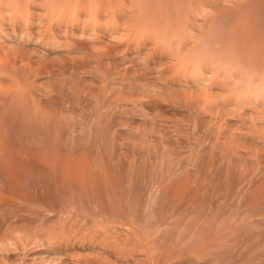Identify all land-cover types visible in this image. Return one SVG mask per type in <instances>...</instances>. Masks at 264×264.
Listing matches in <instances>:
<instances>
[{
    "label": "rangeland",
    "instance_id": "rangeland-1",
    "mask_svg": "<svg viewBox=\"0 0 264 264\" xmlns=\"http://www.w3.org/2000/svg\"><path fill=\"white\" fill-rule=\"evenodd\" d=\"M27 1L29 2V0ZM27 1H25L26 4H28ZM114 1L111 2L110 0L109 1L106 0L104 2V5L109 4V2H111L110 5H113L114 3L116 5L114 4L112 8L109 5L108 6L105 5V7L106 6H107L106 8L110 7L112 11L115 12L116 9L122 10L121 9L122 4L124 5L126 3L129 8L126 9L124 7L122 8L125 10L129 9L127 10L128 12H130V10L131 12H133L132 10H134L133 13L130 12V14L134 15V18L128 13L132 18L129 17L126 11L122 10L127 15V17H125L126 15L124 14V12L121 11L123 18L119 19V23L121 24V22L122 23L124 22L122 24L123 27L124 24L125 26L127 24L128 27L126 26L124 27L126 29H124L121 25L122 29L124 30H122L123 31L122 35H120L121 29L120 27H117L118 30H116V23L114 24L115 27H112L113 23L111 26L109 25V27H107V29L108 28L109 29L108 30L106 29V32L105 31L104 32L107 33L108 31L110 32L109 34H111L114 30H116L115 31L117 32L116 34L118 35V33H120L119 34L120 36L117 35L114 36L116 40L113 38L111 39L110 36H107L109 39L106 40L111 39V41H107V42L105 41L106 49L103 48L104 50L102 49V47L99 48V46L94 47L96 45L92 43L93 41L89 42L86 39L87 40L86 42V40L85 41L82 40V37L79 36L82 34L78 35L79 36L78 39L77 34L79 32V28L78 31L77 30L75 31L77 34L74 32L76 34V35L74 34V36H76L75 38L72 36L73 38L72 39L70 35L67 36L68 39L76 40V42L74 41L75 44L73 43L72 40H70L71 43H73L74 45L71 44L69 41V43L72 46L71 47L68 46L70 48L68 49L65 48L66 50L63 49L69 43H67L68 41L66 42V40L68 39H66L67 37L64 35L65 33L61 30H65V31L67 30V33L70 34L71 29L68 32V29L65 28H71V26L69 27V24L74 25V22H76V21L72 22L73 20L72 17H71L72 19H69L72 24L68 23L67 25V23L64 21H63L64 23L60 22L62 25L66 24L65 26H68L65 28L64 25L60 27L61 25L58 22L56 23L57 24L56 25L55 22L57 21V18L56 17L53 18L52 20L54 24L52 22L50 23L52 24V26L53 25L59 26L56 28V26L55 27L50 26V23L48 26L46 25L48 23L47 17L49 15L48 12H47L48 14L45 15L46 10L43 11L45 14L42 13V15H45V17L41 16V13H39L40 11L38 10L39 8L38 9L34 8L36 12L33 14L31 13L34 12L32 11V9L31 12H29L30 10L26 9L27 10L26 12L25 10H23L25 8H22V12L20 11L18 12L21 13L22 15V13L25 14L24 13L25 11L27 14V18L28 16L31 18L30 14H32V18H31L32 20H34L33 17L39 16V14H40L39 17L46 18L45 20L46 24H43V26H41L42 21L40 23L38 20H37L38 25L36 23L31 24V25L34 24V26L35 24L36 26H39L41 24L40 26L43 27L46 32V33L44 32L43 35L44 37L45 35H50L51 36V37L49 36L50 38L60 37L61 39V36L62 38L65 37V41L63 40L64 38L62 39L63 41L62 40L61 41L62 43L65 42L66 45H64L63 47L62 46L63 44H61V46L59 47L60 51L62 47L65 54L59 51L60 53H58V55H56L57 57L56 56L55 57L58 58L60 56L61 59L65 58L64 60L66 61V64H63L64 60H62L61 62L59 58L58 59L60 61L59 60L58 62L55 61L53 57L54 55L53 56L50 55L47 58V63L48 65H50V68L52 67L51 68L52 70L53 67L55 68L53 70L54 73H52V75L57 74V76L53 77L54 75L52 76L51 74L50 76L46 75L43 77L44 78L43 80L42 78H40L38 79V81L36 80L37 82L33 83V84L37 83V85L41 84V86L39 85L37 88L43 86L42 89L44 88L46 89V90H42L39 88L42 94L40 93L39 89H37L39 92H37V90H33L34 88H36L37 85H35V87L34 85H31L32 87H34V88L32 87L29 88L31 89V92H33L32 93L33 97L34 94L36 93L35 97L33 98L34 102L31 100L28 94H27L28 98L24 96V100L21 97L23 91L25 90V86L23 89L24 84L22 85V83L24 82L23 78H20V81L21 82L23 81L22 83L18 81L21 83V85L20 84L19 85L22 86V88L20 87L21 89L18 91L20 92L21 90H23L20 92L21 95L17 92V94H19L21 97L18 98L19 97L18 96L17 98L19 100L22 99L20 101L16 97H12L16 95L15 94L16 92L13 94L12 93L13 90L9 87V85H11L12 88L13 86H16L15 85L17 83L16 81L19 78L14 77L16 78L15 83L14 81H12L13 79L9 80L10 77L6 78L8 76H11V74L9 75V73H7L8 76L5 77L6 79L3 78L6 80L4 85L5 87L7 86L9 90L7 91L8 94H6L7 92L4 91L3 92L6 94L5 95L6 97L7 95L10 94L9 95L10 98L2 97L3 94L2 96L0 95V101L2 100L4 102V100H6L5 101L6 103L4 102V104H2V101L0 102V238H5L7 235L18 237L19 232L23 231L24 233H26L29 239H37L39 237H43L45 239L50 238L49 240L54 241L53 244H51V241L49 242V240H47L48 244L46 249L45 248L43 249L41 247H35V248L33 247V249L31 248L32 250L36 249L39 251L41 250L47 252L46 254H41V255H33L28 252L27 254L29 256H34V257L28 256L29 259H27L26 257V260H28L27 264H34V263L48 264L52 261H54L52 262L53 264H71V263L78 264L77 262L80 261V259H78L79 257L81 258V261L84 260L82 262L80 261L79 264L82 263L102 264L103 260H105L106 258L107 261H104L103 264L106 263L111 264V262L112 264H115L114 259L117 260L116 264L117 263L118 264H152V263L153 264H264V182L262 181V183H259L261 180L264 179V178L261 179L262 178L261 175L264 174L263 173L264 164L261 163L264 162V157H263L264 153L263 154L260 153L261 155L260 154L258 155L257 153V152H261L264 146L259 145L255 141H254L255 143L253 142L254 145L251 144L253 138H257L256 135H251V137L253 136L252 138L249 137L250 134H252L251 132L254 131L253 127H252L253 131L251 130V128L245 130V131L251 130V132L248 131V133L250 132V134L248 133L246 134L245 131L243 130V134L236 135L238 136L237 137L238 140H235V142L233 141L236 138V136L233 140H231V137H228V135L230 136V132H229L230 128L232 125L233 126L231 130L235 127L234 125L235 123H237V120L239 118L237 120H235V118L233 119L232 117L235 116L237 117L238 113H236L237 115L234 114L235 116H232L233 112L232 113L230 112L233 111L232 107H237V106H231V110L229 108V111L227 110L228 104L227 106H225L226 104H224L223 106L221 104H218L217 102L218 105L215 104L216 106H214L213 102L215 103L216 101H218L215 98L216 101L215 100L209 101L210 103L204 102L207 105V109H206L205 108L206 105L201 100L198 101L196 99L198 98L197 96H199L200 95L199 93L201 92V91L196 92L197 90H199L198 89L199 85H195V83L193 82L192 84L194 85H187L189 81L193 80V78L189 77V79L191 80L187 79V84H185L186 78H188L187 76L185 79L181 77L183 80H185L184 84L182 82L183 80H180L181 78L180 79L178 78V81L180 80L183 85L179 81L178 84L179 83L180 84L177 86L176 83L175 84L173 83L174 81L173 79L176 78L175 77L176 75L174 76V74H171V72L173 73V69L177 65V62L180 61L179 60L180 58L184 62L181 63L178 62L179 63L178 65L182 67L180 68L178 67V65L177 67L180 70L183 68V66H186L185 70L182 72L184 73L186 71L185 74L189 72L192 68L190 69L189 68L190 65L188 64H192V63H189V59H187V56L189 55L188 58H190L192 53L193 56H191L190 59H194V58L195 60L197 59L196 62L193 60L195 62V63L193 62L194 64L193 66L199 67L204 62L207 63L206 65L207 68L210 62L209 60L205 62V60L211 54L208 55V57L207 55L206 57L203 56V60H201L202 54L199 55L200 53L198 51L202 49L200 52H203L202 45H204V49L207 48L208 46H209L208 48L212 47L211 50L212 53L214 50L213 47L217 49L216 47L219 46V48L222 50L219 49L220 52L218 50L217 51L215 50V53L218 52L219 54L221 55L223 54L224 56L228 55L227 59L229 58V56H231V54L235 56L233 57L232 55L231 57L233 58H229L228 60L230 59L235 60L236 57L238 58L240 57L242 63H240L241 61L239 59H236V61L239 60L237 62V65L238 63L240 64L239 67L241 65L246 67L248 64H249L248 66H250V63L244 65L245 64L244 62H251V63L254 62L252 63V66L253 64L258 65V66L255 65L254 67L255 69L252 68L253 72L255 70L254 73H252L250 67L248 66L246 67V69L248 68V70L251 71V74L257 73L258 75V73L262 72L264 70V63L261 62L264 61L262 60L264 57L261 56H264L263 55L264 50L261 49L262 46L260 45L263 44L264 46V0H222V1L217 0V4L215 5L214 4L212 5V3H214V1L216 3V0L214 1L213 0H203V1L202 0H156L155 2L154 0H142V1L138 0V2L140 1L141 3H143V4L140 3L141 5H138V2H136L137 0L134 1L126 0L128 2L123 1V3H121L120 0V9L115 8V10H113L114 6L115 7L118 6V4ZM218 1H220V3ZM19 2L16 3V6L18 4L19 7H15L17 11L20 10L23 4H25L24 2H22V4ZM35 2L36 0H34V2L32 3ZM41 2L39 0L38 5ZM84 2H87V0H85ZM32 3L31 5H29L30 4L29 3L28 7L33 6ZM135 5L137 8L135 7ZM39 6L45 8L44 4L42 3ZM206 7H208V9ZM42 8L40 7V10ZM138 8H140L141 11ZM17 11H15V13ZM111 12L108 14H110L111 16L116 15V12L115 14H113L114 12L112 13ZM119 12L120 11H118L117 13ZM135 12L137 13V15H135L136 14ZM64 13L66 14L67 12L65 11ZM104 13L106 12L104 11ZM34 14L37 15L34 16ZM62 15H63L62 13L61 15L60 14L58 15V20L61 18L60 16ZM66 15L68 16V13ZM139 15L141 16V18H139ZM16 16L12 20H10L11 23L14 24L15 22L19 21V19L16 18ZM19 17L21 19V16ZM85 17L86 16L81 17L82 19H84L81 21L85 22ZM110 17L105 19L111 20L112 17L111 18ZM36 18L38 19V17ZM128 18L131 20L133 19V22H135L133 25H131L132 27H130V24H132L133 22L131 23V21L128 20ZM138 18L140 21L138 20ZM16 19L18 20L14 21ZM67 19L68 18H66V20ZM102 19H104V17H102ZM30 20L28 18L25 21L29 22ZM25 21L23 22L25 23V25H27L28 22L26 24ZM37 21L34 20V22ZM89 21L90 20H88L87 23H89ZM2 22L3 21H0V24H2ZM6 22H7L6 24L7 26L3 24L2 25L3 28L1 29L2 32L5 31L4 33H6V35L8 34V37L5 36L0 30L2 35H4L7 38H13L10 36L13 33L12 32L13 28L11 29V27L13 26L14 34L17 33L18 35L19 32L18 30H20L21 33L19 37L17 35L15 36L18 38H22L24 40V38L21 37V35L23 34L21 30H23L24 28L26 29L27 27L29 28L30 23L29 26L24 27L25 25L22 23V19H21L20 22H18L20 23V25L16 23L17 25L15 24L16 26L15 28L13 24L8 25V21ZM77 22H80L79 18ZM90 23L88 24V26L90 25ZM76 24L78 25L79 23ZM137 24L139 26L142 25L141 26L142 29L140 27H137L138 26ZM80 25H85V23H82ZM19 26L22 29L20 28L18 29ZM91 26L92 25H90L89 27ZM85 27L89 28L87 27V24L85 25ZM43 28H41L39 32L41 38L43 37L41 35V31ZM25 29L23 31L29 32L28 30H30L32 36L33 34L37 33L38 29L40 28H38L37 31H34L36 29L34 27L28 30ZM48 31H50L51 34L50 33L47 34ZM124 31L126 33V36H129L128 40L130 38L131 39L130 43H132L131 45L130 43L127 42L130 45L126 46L127 44L126 43L124 45L125 48L123 46V42L124 39H126L127 37L123 36L125 35ZM126 31L129 33H127ZM52 32L54 33V35H52L53 34ZM59 32L62 33L60 34ZM83 35L85 37L86 34ZM131 35L135 37L132 38L133 36ZM180 35H183V37ZM38 36L39 34L38 35L36 34L35 36L33 35L30 41L31 42L35 41V43H37L38 42L37 38H39ZM88 36L89 35H86L87 38ZM121 36L125 38L124 39L122 38L123 39L122 40L121 38H119ZM46 37L44 39H48V37L47 38ZM117 37L123 41L122 46H120L121 41L119 40L120 41L119 42ZM136 37L138 40H136ZM32 38L36 40L32 41ZM41 38H39L40 39L39 41L43 39ZM145 40L146 42L144 43ZM116 41L120 45H118ZM108 42L111 43L113 42L114 44L112 43L109 45L107 44ZM133 42L134 43L136 42L137 44L140 42L142 45L139 43L138 46L139 48L140 47L141 48L139 49L136 44H135L136 46L133 45ZM144 44L146 45V47L144 46ZM164 44L166 45L163 46ZM25 45L26 43L23 44L22 42H20V39H18L16 44L11 45V48H16L14 52H16L18 48L19 51L17 50V54L19 53L20 55L24 51ZM107 45L110 46V49H112L113 45H115V47H113V49L109 51L110 49H107ZM180 45L181 47L183 46L184 47L183 50L184 49L185 50L183 53H181V56L180 55L178 56L179 57L178 59V57L176 56L178 54H174L173 51L176 48L175 49L176 50L175 53H176L178 51L177 50L178 46H179L178 49L180 50L181 49ZM20 46L21 48L19 49ZM166 47L170 49L174 48L171 51H169L170 49L167 50L170 53L172 52L171 54H174L177 57V59L173 57L174 62L178 60L176 62V65L173 64L174 63L173 59H172V63H170L171 62L170 60L172 58L171 55L169 58H167L169 56L168 55L169 52H167L168 54L163 53L164 52L163 48L166 50ZM232 47H234L235 50L231 49ZM242 47L245 48L246 52L243 51L244 49ZM252 47L253 48L256 47V49H260V51L254 49L252 50V52L256 51L257 55L259 56L261 55L260 56L261 58H259V56L258 58H256L257 56L256 52H254L255 54H252V52L250 51ZM117 48L119 49L118 52L117 50H115ZM134 48H136L135 51ZM208 48L205 51H208L209 50ZM125 49L127 53L124 52ZM67 50H71L72 54L71 52L70 53L67 52L69 54L68 56V54H66ZM106 50L108 51V53L105 54H108V56H106L105 58V55L102 52ZM113 50H115V52ZM122 50L124 53L122 52ZM223 51L225 54L223 53ZM228 51L229 52L233 51V52L229 53ZM239 51L241 52V54L244 55V57H242L243 55H238L240 54ZM249 52H250L249 57L250 56L252 57V58L250 57V59L249 57H247ZM62 53L66 55V57L62 58L63 56ZM125 54L128 56H126ZM196 54H198V57L201 59H199L196 56ZM204 54L207 53L205 52ZM236 54L238 56H236ZM19 55H17V58L19 57ZM70 56L72 57L70 59L74 58L73 62L71 60L73 64L68 63L70 62L69 60ZM76 56L79 58L77 59ZM182 56L184 57L182 58ZM211 56L210 58L212 59ZM224 56L223 58L219 56L221 57L220 60L224 59ZM88 57L91 58L90 59L91 61L88 59ZM127 57L129 58L126 59ZM245 57L247 58V60L248 59L249 60L247 61ZM80 58L81 59L83 58V60H81ZM204 58L206 59L204 60ZM243 58L246 61H243L244 60ZM253 58L257 59L256 63ZM79 59L81 62L79 61ZM96 59L100 61L97 62ZM214 60H219V58L215 57ZM214 60L212 61L213 63L211 62L212 65L209 64V67L213 66L216 62H218V61L214 62ZM225 60L223 61L221 60V62L225 63L224 62ZM258 60H260V62H258ZM74 61H76V63ZM77 61H79L80 64L75 65L78 63ZM88 61L90 62L88 63ZM125 61L129 62L128 65L127 62ZM59 62L62 63L61 67L59 66ZM190 62H192V60ZM227 62L228 61L226 60V64ZM17 64L19 65L18 62L16 63V65ZM234 64L235 61L233 65L229 63L230 66H234ZM72 65H74L75 67ZM172 65H174V68L172 67ZM56 66H59L60 69L62 68L65 71H62V69L60 70L58 67L56 69ZM220 66L219 67L222 68L223 66L222 63ZM243 66H241L243 68L242 71H244L245 74L250 75V72L248 71L249 73H247V71L244 70L245 68ZM216 67H217V72L213 68L215 70L213 71V73L220 74L219 76H216V74L212 73L213 77L216 76L214 77V79H217L216 80L217 82L215 81L216 84L218 83L219 85V82L222 81L224 82V84L222 83V85L226 86L225 82L227 84L229 80L227 82L224 79L225 78L228 79V77H230L228 73H225L227 72L228 68L226 69L225 66H223L224 67L223 70L225 71H221V73L222 72L224 73V74L222 73L223 76L224 75L226 76L228 75V76L227 77L222 76V78L220 79L218 77H221V73L220 71L218 72L219 69L218 66ZM239 67L237 68V71L239 70ZM178 68L175 69V71L176 70L178 71ZM188 68L190 70H187ZM202 68L204 69L205 67L202 66ZM231 68H234L236 70L235 67H231ZM258 69H261V71ZM169 70L172 71L170 72ZM209 70H211V68ZM77 71L81 73H79L78 75ZM194 71H191L186 75L192 77L193 75L191 74H193ZM65 72L67 73L66 74L67 78L62 76L65 74ZM72 72H74L76 76L73 75L74 73L72 74ZM182 72H180V74ZM244 72L239 71V74L240 73L242 74ZM59 73L60 74L63 73V74L58 75ZM96 74L97 76H95ZM239 74L238 72H236L234 73V75L233 74L232 75L239 76ZM245 74L243 75L246 76ZM2 75L5 76V74ZM260 75L261 74H259L256 77V80ZM59 76L60 77L62 76L61 79L58 78ZM212 76L210 72V74H208L207 76L209 78L207 81V86L210 85V83L214 84L212 83L213 82ZM262 77L264 76L262 75ZM237 78L238 77H235L234 79L235 82L238 83L239 85L236 83L235 84L238 85L237 88L241 85L239 87L241 88L242 84L240 83H242V81L239 80L240 81L239 83V81H237L238 80ZM246 78L248 77H244L242 78V80ZM251 78L252 77L250 76L249 80ZM253 79L254 81H256L255 78ZM260 79L257 80L258 83L260 82ZM176 81L177 80L175 79V82ZM254 81L252 80V82ZM257 81L254 82L253 84H256L254 85V87L255 89L257 88L256 90L258 91L257 86L259 85ZM232 82L230 79V83L233 85L234 83ZM252 82L249 83L248 89L251 86H253L251 85ZM262 82L264 86V78L262 79L261 83ZM137 83H141V84L138 85ZM73 84H75V86ZM245 85L246 84H244V87H246ZM27 86L30 87V85H26V87ZM59 86H62V88H60ZM202 86H203L202 88L206 87V86L204 87V85ZM213 86L211 85L209 87H206L209 92L207 91L206 94L201 92L202 96L200 95L199 98L202 99L203 101H206L207 97L208 96L210 97L211 95L210 94L211 90L213 91L217 90L216 92L218 95L219 93L224 94L225 91L228 92V90L231 91L230 90L231 88L229 89L227 88L228 90L226 89V87L228 86H226L225 88L222 86L224 88L223 90L224 92H220L222 91V89H220L221 87L217 88V85H215L216 87L215 88ZM263 86H259V87H262L263 89ZM68 87L70 90L68 89ZM210 87L211 90L209 89ZM178 88L180 89L179 90L180 92L177 91ZM237 88L235 87L234 88L235 90L233 89L234 94ZM190 89H192L193 91ZM200 90H202L201 86H200ZM28 91H25L24 93H27ZM205 91L206 89H204V92ZM237 91L238 92L236 93L238 94L239 90ZM31 92L29 94H31ZM177 92L179 94H177ZM44 93H48V95L46 94L47 95L46 96ZM102 93L104 96L102 95ZM187 93H189L190 95L192 94V97L188 94V96L192 98L191 100H189L188 96H187L188 98L187 97L185 98V95ZM203 94L205 96H203ZM212 94H214V96L216 95L215 93ZM227 94H231V92L230 93L228 92ZM49 95L51 97H49ZM173 95L177 99L173 98L172 97ZM218 95L217 98L221 94L219 96ZM241 95L238 94V96ZM181 96L183 97V100L181 98L178 99V97ZM228 96L226 100H228L227 103H230L229 98L231 99V101H233L232 99H234V96L232 95L233 98L231 97L228 98ZM53 97L54 99L52 100ZM202 97H205L206 99ZM211 97L214 98L213 95ZM1 98H3L4 100ZM140 99L142 100L143 104ZM145 99L146 101H148L147 102L148 104L144 102ZM174 99L177 101V103L178 102L179 103L177 104L174 101ZM185 99L187 102L186 104H185ZM187 99L191 101L190 104L193 102L194 103L189 106L188 104L189 101ZM14 100H16V102ZM17 100L20 104L17 102ZM122 100L123 101L125 100V102H123ZM130 100L133 101L130 102ZM9 101L12 102L14 101V104H12V102L10 103ZM172 101H174V103H172ZM117 102H119V104ZM133 102L135 104L137 103V105L133 104ZM201 102L203 104H201ZM222 102L224 101L222 100ZM235 102H237V100ZM107 103L109 104L107 105ZM211 103L213 105V108L218 106L219 109L215 108L218 109V111L221 110V108L225 107L223 111L221 110L222 114L221 111H219L220 113H218L217 110L211 109L212 108ZM219 103H221V101ZM35 104H38L39 107ZM175 104L177 106H174ZM198 104L199 106L201 104V106L199 107ZM236 104L239 105V103ZM34 105L38 107V108L36 107L38 110L42 111L43 115L40 113L41 111H37ZM133 105L137 109V111L133 107ZM185 105H188L187 108H185L186 107ZM193 105L195 106L193 107ZM127 106L128 108H126ZM202 106H204L205 109ZM241 106L239 109L240 110L239 113L241 112V110L243 113L246 112L244 114L240 113L242 117L245 115L243 119L250 120L249 119L250 115L252 117L254 114L258 118L259 116H261L258 114L259 113L258 108H257L258 111L256 110L257 111L256 113L254 109H251L252 111H250L249 108H247L246 106H242V108L243 107L246 108L245 110V108L242 109ZM198 107L200 108V110ZM34 109L36 110V113L34 112ZM131 109L135 110V112ZM208 109L209 112L212 110L215 113L216 111V114H214L212 118H209L211 116L210 113L212 111L209 113L210 116L208 115V113H206ZM247 109L249 110V114L247 112L248 111ZM205 110L207 111L205 112ZM224 112L227 113L225 114ZM217 113L219 115L221 114L220 116L223 118L219 119L218 116L217 118L215 116L217 115ZM260 113L262 114V112ZM228 115L231 118V119L229 118L230 120L229 119L226 120ZM240 115H238V117ZM215 117L219 119L218 120L219 122H217L219 126L217 125L216 122L213 121L212 123L211 121L214 120ZM224 117L226 119H224ZM242 117L240 116V119H242ZM197 119H198L197 122L198 124L195 123ZM217 119L215 121H217ZM223 119L226 120V122H224ZM252 119L255 120V117L253 116ZM259 119L264 120L263 114H262V118ZM207 120H209V123H207L208 122ZM222 121L224 122V124L230 123L224 126L226 129L224 127L223 128L221 127L223 126V124H221ZM210 122L211 124H213V126L210 124ZM214 125H217V127ZM193 126L194 129L192 128ZM210 127H212L213 129H210ZM219 127L223 129L222 133L224 134L221 133L222 136H219L220 131L218 132V130L219 129L222 130ZM227 128L229 130H227ZM263 128L264 126L262 127V130ZM215 129L216 131H214ZM262 130L261 131L256 130V131L260 133L262 132ZM256 131L254 132L256 133ZM214 133L216 135H213ZM244 133L246 135H244ZM223 135H225L224 136L225 138L228 137L227 138L228 141L231 140L232 143L228 141L226 143L225 141L226 143L225 144L224 141L221 140L223 138ZM217 136L218 138L220 137L219 138L221 142L220 145ZM262 136L264 135H261V137ZM261 137L258 138L263 139ZM249 138H251L250 139L251 141L249 140ZM216 139L218 140V142L216 141L217 145L216 144L214 145V143H216L215 142ZM239 140H240L239 143H241L240 145H242V148L244 147L243 145L245 146L246 144L250 145V147L246 146L249 150V151L246 150V154H243L245 153L243 152L245 148H243L242 151L241 148H239L241 146L236 144L238 143ZM241 141H243L246 144H244ZM262 142H264V140ZM223 143L225 144V147L222 146L224 145ZM228 143L229 145L233 146V149L230 148L232 146L228 147L229 146ZM256 144H258L257 146L259 147L257 149L255 148L257 147ZM226 145L227 148L230 149V151L229 149L226 148ZM234 147L239 149L238 151L235 148V150H237L239 153L234 151ZM192 148H195V150H193ZM191 150L193 151V154ZM226 150L229 152L227 153ZM225 152L226 154L224 155ZM250 152H252V154ZM234 153L235 155L233 157L232 155ZM247 153L249 154L247 155ZM236 154L239 155L236 156ZM242 155H244V157ZM251 155H252L251 158L252 160L250 159ZM236 157H238L237 159L239 158L240 159L237 160L235 159ZM254 159L258 160V164ZM240 160H241V164H240ZM253 160L255 161V163L253 162ZM260 163L261 166L257 167L260 165ZM251 164L252 165L254 164V166L251 167L252 166ZM246 165H248L249 167ZM247 167L250 170L248 169L245 170ZM253 172H256L257 174ZM251 175H253V177L255 176V178L253 177L251 178L250 177ZM241 177L244 178L242 179ZM249 178L251 180L253 179L254 182L251 183ZM239 180H241V183L239 182ZM244 181H246L247 185L246 183H244ZM257 184H259L258 187ZM241 186L243 188H241ZM114 217L115 218L117 217L116 219L117 220L119 219V222L115 219L117 221L116 222L114 220ZM101 218L103 221L101 220ZM120 223L122 224L120 225ZM105 224L107 227L105 228L102 227L105 226ZM124 225L126 226L123 227ZM99 227H101V230L102 228H104V230L99 232L100 230ZM111 227L114 228H112L111 230ZM94 228H96L95 230L99 228L97 230L98 233L94 232ZM116 231L117 232L120 231L118 232L119 234ZM104 232L106 233L109 232L111 234L109 240L107 239L109 235L107 236L106 233H105L106 237L105 236L103 237ZM113 235L116 236L119 235V237H115ZM112 236L117 239H114ZM99 240H100L99 242L100 244L97 242ZM103 240L107 241V243L105 242L106 245L103 244L104 243ZM127 242L128 244H126ZM141 242H143V244ZM50 244L53 248L50 247ZM96 244H98L100 247ZM102 244L104 245L105 248L102 247L103 246ZM123 244L124 247L121 246ZM152 244H154V246ZM48 245L50 248H52V249L49 248V252H48ZM54 245H56V247ZM145 246L147 247L150 246L151 248L150 247L146 248ZM152 246L154 249H156L155 252ZM142 248H145L146 250ZM126 249L128 250L126 251ZM60 250L61 252H59ZM67 250H68V255H67ZM117 251L120 252L121 254L118 253ZM146 251L148 253H146ZM151 251L154 252L155 257L152 256L153 253ZM102 252L103 255L101 254ZM69 254L73 256L74 260L76 259L75 262H72L73 261L72 256H70ZM147 254H149L148 255L149 257L152 256L151 258H149L150 263L149 261H147L148 260ZM61 255H67L68 257L70 256L69 257L70 259L67 258L66 261L60 260L61 258L59 259V256ZM9 257H10V262H12V264L19 263V262L16 263L17 259L14 257V254L10 253ZM30 258L36 259L35 262L33 261L34 259L32 260ZM152 260L155 262H152ZM0 264L3 263L0 262Z\"/></svg>",
    "mask_w": 264,
    "mask_h": 264
},
{
    "label": "bare ground",
    "instance_id": "bare-ground-1",
    "mask_svg": "<svg viewBox=\"0 0 264 264\" xmlns=\"http://www.w3.org/2000/svg\"><path fill=\"white\" fill-rule=\"evenodd\" d=\"M19 1H20V2H19ZM25 1H27V0H24V1H23V0H18L19 3L22 4V2H24L25 4H23V5L21 6L20 10L17 11V10L15 9V7H19L18 4H17V6H16V3H18L17 0H16V1H15V0H0V21H3L2 24H0V26H2L3 24L6 25V24H7L6 21H8V25H9V24H13V23L10 22V20H12L13 18H15L16 15L18 16V14H19V16H21L22 23L25 25V23H24L23 21H25V20L28 19V18H29V20H30V19L32 18V14L36 12V10H35L34 8H37V9L39 8L38 10H39L40 12H39L38 10H37V11H38L39 13H41V16H44V17H45V15H47L48 13H49V15H50V16L48 15V17L46 16V17H47V21H48V23L46 24V21H45L46 18H44V17H39V16H40L39 13H38L39 16H35V15H37V14H34L35 17H33V19H34L35 21L38 20L40 23H41V21H42V23H41L42 25L40 24L41 26H43V24H46V25L48 26L50 22L53 23V20H52V19L55 18V17L57 18V21L54 19V20L56 21L55 24H56L57 22H58V23H60V22H61V23L66 22L67 25H68V23H71L69 19H72V18H73L72 22H73V21H76V22H74V25H73L72 23H71L72 25L69 24V27L71 26V28H65V27H68V26H65L66 24H63V25H64V28H65V29H68V32H69V30L71 29L70 34L67 33V30H66V31H65V30H61V31H63V32L65 33V34H64V33H63V34H64L66 37L70 35L71 38H72V36L75 38V37H76V36H74V34L76 33L75 31H76V30L78 31V28H79V32H78V34L76 33L77 36H78L79 34H82V35H79L80 37H82V40L85 41V40L87 39L89 42H92V41H93L92 43H94V45H96V46L93 45L94 47L99 46V48L102 47V49H103V48L106 49V47H105V46H106L105 41H106V42H107V41H111L112 38L115 39L114 36L117 35V34H116L117 32H115L116 30H118L117 27H120V29H121V34L118 33V35H117V36H120V35H122V32H123L122 30L126 29V28H124V27L127 26V24H126V26H125V24H124V27H123L122 24H123L124 22H123V23L121 22V24L119 23V19H120V18H123V17H122V12H124V11H122V10H125L126 8H129V7L127 6V4H126L125 2H124V3H125L124 5L122 4V7H124L125 9H123V8L121 7L122 10H117V9L115 10V8H119V9H120V0H118V1H117V0H116V1H114V0H110L111 2L114 1V2H116V3L118 4V6H117V7L114 6V9H113V10H115L117 16H116V15H112V16H111L110 14H108V13H110V12L112 11L111 8L113 7V5H114L115 3L113 2V3H114V4L112 3L113 5H110L111 2H109V4H105V5H107V6L109 5V6L111 7V8H110V7L106 8L107 6L105 7V5H104V2H105L106 0H103V2H102V0H87V2H84L85 0H65V1H63V0H40V2L42 1L41 3L44 4L45 8H42L43 5H42V6H39V5H41V3L38 5L39 0H38V1L36 0V2H35L36 4H35V3H32V2H34V0H33V1H32V0L30 1V0H29V2L27 1L28 4L30 3L29 5H31V3H32V5H33V6H29V7H28V4H26ZM108 1H109V0H108ZM123 1H126V0H121V3H123ZM130 1H131V0H130ZM133 1H134V0H133ZM140 1H142V0H140ZM140 1H139V2H138V0L136 1V2H138V5L143 4V3H141ZM155 1H156V0H154V2H155ZM202 1H203V0H202ZM213 1H214V0H213ZM220 1H222V0H220ZM220 1H218V2L220 3ZM118 2H119V3H118ZM126 2H128V1H126ZM149 2H150V1H149ZM151 2H152V1H151ZM209 2H210V1H209ZM85 3H86V4H85ZM87 3H88V4H87ZM102 3H103V4H102ZM107 3H108V2H107ZM140 3H141V4H140ZM34 4H35V5H34ZM150 4H151V3H150ZM210 4H211V3H210ZM213 4H214V5L217 4V0H216V3H215V1H214V3H212V5H213ZM103 5H104V6H103ZM115 5H116V4H115ZM125 5H126L127 7H126ZM128 5H129V4H128ZM130 5H131V4H130ZM144 5H145V4H144ZM174 5H175V4H174ZM202 5H205V4H202ZM206 5H207V4H206ZM229 5H230V4H229ZM229 5H228V6H229ZM196 6H197V5H196ZM26 7H28V8H26ZM40 7H41L43 10H42V9L40 10ZM135 7H136V5H135ZM138 7H139V6H138ZM151 7H152V6H151ZM201 7H202V6H201ZM201 7H200V8H201ZM231 7H232V6H231ZM22 8H25V9H23V10H25L26 12H27L26 9L30 10L29 12H31V9H32V11H34V12H31L32 14H30L31 18H30L29 16H28V18H27V14H26L25 11H24L25 14L22 13V15H21V13H18L19 11L22 12ZM29 8H30V9H29ZM130 8H131V7H130ZM136 8H137V7H136ZM136 8H135V9H136ZM195 8H197V7H195ZM206 8L208 9V7H206ZM17 9H19V8H17ZM33 9H34V10H33ZM110 9H111V10H110ZM132 9H133V8H132ZM138 9L141 11L140 8H138ZM44 10H46V12H45L46 14L43 12ZM108 10H109L110 12H109ZM127 10H129V9H127ZM127 10H125L126 13H127V14L129 13V14H130L131 10H130V12H128ZM139 10H137V11H139ZM188 10H189V9H188ZM15 11H17V12L15 13ZM41 11H42V12H41ZM65 11L68 13V16L66 15L67 13H66V14L64 13ZM104 11H105L106 13H104ZM107 11H108V13H107ZM118 11H120V12L117 13ZM121 11H122V12H121ZM132 11L134 12V10H132ZM197 11H198V10H197ZM29 12H28V14H29ZM47 12H48V13H47ZM112 12H114V11H112ZM112 12H111V13H112ZM115 12H114L113 14H115ZM133 12H131V13H133ZM142 12H144V11H142ZM142 12H141V14H142ZM17 13H18V14H17ZM42 13L45 14V15H42ZM61 13L63 14V15H62L63 17H62V16H60V17L63 18L64 20L61 19V18L59 17V18H60V19H59L60 21H59V20H58V15H59V14L61 15ZM120 13H121V15H120ZM126 13L124 12L125 15H126ZM135 13H136V12H135ZM203 13H204V12H203ZM203 13H202V14H203ZM216 13H217V12H216ZM219 13H220V12H219ZM64 14H65L67 17H66ZM102 14H103V15H102ZM106 14H107V15H106ZM129 14H128V15H129ZM138 14H139V13H138ZM141 14H140V15H141ZM192 14H193V13H192ZM204 14H205V13H204ZM228 14H229V13H228ZM25 15H26V17H25ZM108 15H109V17H110V16L112 17L111 20H110V19H105V18H109ZM130 15L133 16V18H134V15H132V14H130ZM130 15H129V17H131ZM135 15H137V13H136ZM140 15H139V18H141ZM146 15H147V14H146ZM215 15H216V14H215ZM17 16H16V18H18L19 21H17L18 19L14 20V21H17V22H15V23L13 24L14 26H15L16 23L20 22V20H21L20 17H19V16L17 17ZM84 16H86V17H85V22H84V21H81V20H84V19L81 18V17H84ZM212 16H214V15H212ZM36 17H38V19H37ZM64 17H66V18H68V19L66 20V18H64ZM69 17H70V18H69ZM71 17H72V18H71ZM102 17H104V19H102ZM111 17H110V18H111ZM125 17H127V15H126ZM135 17H136V16H135ZM24 18H26V19H24ZM35 18H36V19H35ZM43 18H44V19H43ZM74 18H75V19H74ZM78 18H79V21H80V22H77V21H78ZM80 18H81V19H80ZM86 18H87V19H86ZM131 18H132V17H131ZM139 18H138V20H139ZM205 18H206V17H205ZM243 18H244V17H243ZM76 19H77V20H76ZM142 19H145V18H142ZM220 19H221V18H220ZM34 20L31 19L29 22H28V21H25L26 24H27V22H28V24L25 25V26H24L23 24H22V25H23L24 27H26V26H29V23H30L29 28H28V27L26 28L27 30H28V29H31V28L34 27V28H36L34 31H37V29L40 28V29H38L37 33L34 32L35 34H33V31H32V34H33L34 36H35L36 34H37V35L39 34L38 37L41 38L39 32H40L41 28H43V27H41L40 25H39L40 27H39V26H36V24L38 23V21H37V22H34ZM50 20H52V21H50ZM88 20H90L89 23L91 22V23H90V25H92L91 27H89L90 25L88 26V24H89V23H87ZM102 20H103L104 22H103ZM128 20H130L131 23L133 22V19L131 20V19L128 18ZM134 20H135V19H134ZM138 20H137V21H138ZM240 20H241V19H240ZM4 21H5V22H4ZM43 21H44V22H43ZM63 21H64V22H63ZM68 21H69V22H68ZM135 21H136V20H135ZM139 21H140V20H139ZM139 21H138V22H139ZM189 21H190V20H189ZM141 22H142V20H141ZM143 22H145V21H143ZM32 23H36L35 26H34V24L31 25ZM61 23H60V25H61L60 27L63 26ZM76 23H79V24H78L79 27H78V25H77ZM82 23H85V25L87 24V27H89V28H86L85 25H80V24H82ZM112 23H113V26H112V27H115L114 24L116 23V30H114L113 32L111 31V32H112L111 34H109L110 32H108V31H107L108 34L105 33L107 27H109V25L111 26ZM118 23H119V24H118ZM127 23H130V22H127ZM134 23H135V22H133L132 24H130V27H132L131 25H133ZM139 23H140V22H139ZM148 23H149V22H148ZM53 24H54V23H53ZM75 24H76L77 26H76ZM117 24H118V25H117ZM145 24H147V23H145ZM189 24H190V22H189ZM16 25H17V24H16ZM18 25H20V23H18ZM37 25H38V24H37ZM46 25H45V26H46ZM56 25H57V24H56ZM56 25H53V26L55 27ZM121 25H122V27H123L124 29H122ZM128 25H129V24H128ZM137 25H138V24H137ZM237 25H238V24H237ZM241 25H242V24H241ZM241 25H240V26H241ZM244 25H245V24H244ZM247 25H248V24H247ZM247 25H246V27H247ZM6 26H7V25H6ZM50 26H52L51 23H50ZM53 26H52V27H53ZM82 26H84V27H82ZM94 26H95V27H94ZM141 26H142V25H141ZM141 26L138 25L137 27H140V28H141ZM249 26H250V25H249ZM10 27H11V26H10ZM30 27H31V28H30ZM57 27H59V26H56V28H57ZM92 27H93V28H92ZM127 27H128V26H127ZM1 28H3V26L0 27V30H1V32H2V29H1ZM4 28H5V27H4ZM6 28H7V27H6ZM12 28L14 29L13 26L11 27V29H12ZM15 28H16V26H15ZM19 28H20V26L18 27V29H19ZM45 28H46V27H45ZM80 28H81V29H80ZM13 29H12V32H13V33H12L11 35L9 34V35H10L11 37H13V38H7V37H8V34L6 35V33H4L5 31H3L2 33H3L5 36H7V37H5L4 35H2V33L0 32V56H2V57H0V68H1V69H0V71H1V73H0V74H1V75H0V91H2V92H3V91H4V92L9 91L8 88H7V86L5 87V85H4V84H5V81H6V80H5L6 78H9V77H10L9 80H10V79H11V80L13 79L12 81H14V83H15V81H16V78H19V79H17V81H16L18 84L16 83V84H15L16 86H13V88H14V87H16V88L18 87L17 90H16V88H14V89H15V90H14V89L12 88V86L9 85V87L14 91V92L12 91V93L14 94V93L16 92L15 94L17 95V96H16V95L12 96L13 94L11 93V94H12L11 96H12V97H16V98L19 96L18 98H21V97H22V99L24 100V96H25L26 98H28L27 96L29 95L30 98H31V100L34 102L33 98L35 97V94H36V93L34 94V97H33V95H32L33 92H31V89H29V88L32 87L31 85H34V87H35V85H37V83H36V84H33V83H34V82H37L38 79L42 78V80H43V79H44V78H43L44 76H46V75H47V76H48V75L50 76V74L52 75V73H54L53 70H54L55 68L53 67V70L51 69L52 67L50 68V65H48V63H47V58H48L50 55H51V56L54 55L53 57H54V60H55V61L58 62V60L60 59L61 62H62V60L65 59V58H63V57H66V55H64L65 53H64V50H63V49H65V48H66V49L70 48V47L72 46L71 44H73V43L75 44L76 40H72L73 38H72V39H68V37H67L66 39H68V40H66V42L68 41L67 43H69V41L72 40L73 43H71V41H70L71 44L69 43L68 45H66L65 42L62 43L63 40L65 41V37H63V38H64V39H63L62 36H61V39H60V37H57V38H56V37H52V38H50V37H51L50 35H45V37L47 36L48 39H44L45 37H44L43 35H44V32H45V29L43 28V29H42L43 33H42V31H41V35L43 36V37H42L43 39L41 38L42 40L39 41L40 39L36 37L38 42L36 41L37 43H35V41H33V40H36V39H34L35 37L32 38V41H33V42L30 41L31 37L33 36V35L31 36V31H30V30H28L29 32H27V31H23L25 28H24L23 30H21V32H23V34L21 35V37L24 38V40H23L22 38H18V37L20 36V34H21V33H20V30H18L19 32H18V35H17L16 32H15L16 34H14ZM20 29H22V28H20ZM26 29H25V30H26ZM62 29H63V28H62ZM108 29H109V28H108ZM108 29H107V30H108ZM141 29H142V28H141ZM141 29H140V31H141ZM59 30H60V29H59ZM110 30H111V29H110ZM110 30H109V31H110ZM135 30H136V29H135ZM143 30H144V29H143ZM8 31H9V30H8ZM16 31H17V29H16ZM51 31H52V29H51ZM104 31H105V32H104ZM127 31H128V30H127ZM127 31H126V32H127ZM131 31H132V30H131ZM246 31H247V30H246ZM53 32H55V31H53ZM53 32H52V33H53ZM74 32H75V33H74ZM134 32H135V31H134ZM45 33H46V32H45ZM49 33L51 34L50 31H48L47 34H49ZM59 33H60V32H59ZM61 33H62V32H61ZM61 33H60V34H61ZM71 33H72L73 35H72ZM124 33H125V31H124ZM127 33H129V32H127ZM137 33H138V32H137ZM145 33H146V31H145ZM145 33H144V34H145ZM13 34H14V35H13ZM66 34H68V35H66ZM76 34H75V35H76ZM83 34L89 35L88 38L86 37V35H85V37H84ZM106 34H107V35H106ZM119 34H120V35H119ZM134 34H135V33H134ZM246 34H247V33H246ZM12 35H13V36H12ZM15 35H17L18 37H16ZM52 35H54V33H53ZM136 35H137V34H136ZM186 35H187V34H186ZM189 35H190V34H189ZM10 36H9V37H10ZM14 36H15V37H14ZM49 36H50V37H49ZM79 36H78V39H79ZM107 36H110L111 39H110V40H106V39H109ZM123 36H126V33H125V35H123ZM123 36H121V37H119V38H121V39L123 38V39H124L125 37H123ZM131 36H133V35H131ZM137 36H138V35H137ZM180 36L183 37V35H180ZM47 37H46V38H47ZM126 37H127V38L124 39V42L122 41L123 39L120 40V39L117 37L118 41H119V40L121 41V45H120L117 41H116V43H118V45H120V46H122V42H123V46H124L127 42L130 43V40H131V39L129 38V40H128V37H129V36H126ZM134 37H135V36H133L132 38H134ZM184 37H186V36H184ZM190 37H191V36H190ZM83 38H85V39H83ZM89 38H91L92 40L89 39ZM139 38H140V37H139ZM142 38H143V37H142ZM142 38H141V39H142ZM18 39H20V42H22L23 44L26 43V45H25V47H24V51H23L20 55H19V53L17 54V50H18V48H17L16 52H14L16 48H11V45H12V44H16L17 41H18ZM21 39H22L23 41H22ZM62 39H63V40H62ZM183 39H184V38H183ZM61 40H62V41H61ZM87 40H86V42H87ZM115 40H116V39H115ZM136 40H138L137 37H136ZM136 40H135V41H136ZM169 40H170V39H169ZM185 40H186V39H185ZM74 41H75V42H74ZM112 41H113V40H112ZM120 41H119V42H120ZM181 41H182V39H181ZM186 41H187V40H186ZM113 42H114V41H113ZM113 42H112V43H113ZM140 42H141V41H140ZM140 42H139V43H140ZM145 42H146V40L144 41V43H145ZM178 42H179V41H178ZM184 42H185V41H184ZM184 42H183V44H184ZM187 42H188V41H187ZM112 43H111V42H108L107 44L110 45V44H112ZM128 43H127V44H128ZM139 43L137 44L136 42H135V43L133 42V45L136 44V45L138 46ZM142 43H143V42H142ZM262 43H263V42H262ZM61 44H63V45H62L63 47H64V45H66V47H64L63 49H62V47H61V51H60V50H59V49H60L59 47L61 46ZM74 44H73V45H74ZM77 44H78V43H77ZM77 44H76V45H77ZM83 44H84V43H83ZM113 44H114V43H113ZM127 44H126V46H129L130 44L132 45V43H130V44H128V45H127ZM140 44H141V43H140ZM149 44H150V43H149ZM159 44H160V43H159ZM256 44H258V43H256ZM81 45H82V44H81ZM109 45H107V49H110V46H109ZM136 45H135V46H136ZM141 45H142V44H141ZM165 45H166V44H164L163 46H165ZM170 45H171V44H170ZM170 45H169V46H170ZM181 45H182V44H181ZM181 45H180V48H181L180 50L178 49L179 46L177 47V50L179 51V52L177 51L178 53H177V52L175 53V51H176L175 49H176V48H175V49L173 48V49H174V51H173L174 54H178V55H176L177 57H178L179 55L181 56V53H183L184 50H185V49L183 50L184 47H183V46L181 47ZM187 45H189V44H187ZM244 45H245V44H244ZM259 45H260V44H259ZM68 46H70V47H68ZM108 46H109V47H108ZM116 46H117V45H116ZM144 46L146 47L145 44H144ZM169 46H168V47H169ZM202 46H203V52H200L202 49H200V51L196 50V51H198V52L200 53L199 55L202 54V56H201L202 59L198 57V54H196V56H197L199 59L203 60V56L206 57V55H207V57H208V55L211 54L212 56H211V55H210V56L212 57V59L210 58V56H209L207 59L204 58V60L206 59L205 62H207V60H209L210 63H209V62H208V63L211 64V62L215 59V57H218L219 60H220L221 57L223 58V56H224L223 54H222V55H223V56H222V55L219 54L218 52L215 53V50H216V51L218 50L219 52H220V50H222V49L219 48V46L216 47L217 49H215V47H213V49H214V50H213V53H212V51H211V50H212V47L208 48V47H209V46H208L207 48H208L209 50H208V51H205V50H207V48L204 49V45H202ZM237 46H238V45H237ZM250 46H251V45H250ZM260 46H262L261 49L264 50V49H263V47H264L263 44L260 45ZM89 47H90V46H89ZM111 47H112V46H111ZM113 47H115V45H113ZM113 47H112V49H113ZM149 47H150V46H149ZM173 47H176V46H173ZM247 47H248V46H247ZM20 48H21V46L19 47V49H20ZM81 48H82V47H81ZM86 48H87V46H86ZM119 48H120V47H119ZM124 48H125V46H124ZM129 48H130V47H129ZM131 48H132V46H131ZM138 48H139V46H138ZM138 48H137V49H138ZM140 48H141V47H140ZM140 48H139V49H140ZM199 48H200V47H199ZM199 48H198V49H199ZM242 48H243V47H242ZM242 48H241V49H242ZM12 49H14V50H12ZM66 49H65V50H66ZM94 49H96V48H94ZM94 49H93V50H94ZM97 49H98V48H97ZM112 49H110L109 51H111ZM120 49H121V48H120ZM139 49H138V50H139ZM167 49L169 50L170 48H167V47H166V50L163 48V50H164L163 53H164V54H168L167 52L173 50V49H170V50L168 51ZM219 49H220V50H219ZM231 49L235 50L234 47H232ZM231 49H228V50H231ZM237 49H238V48H237ZM239 49H240V48H239ZM243 49H244V50H243ZM243 49H242V50L245 51V48H243ZM249 49H250V48H249ZM254 49L257 50V51H260V49H256V47H254V48L252 47V49H251L250 51L252 52V50H254ZM71 50H72V49H71ZM71 50H67V51H66V54L70 53ZM103 50H104V49H103ZM115 50H117V52H118L119 49L117 48V49H115ZM115 50H113V51L115 52ZM123 50H124V49H123ZM123 50H122V52H123ZM128 50H129V49H128ZM135 50H136V48H134V51H135ZM181 50H182V52H181ZM187 50H188V49H187ZM224 50H225V49H224ZM246 50H247V48H246ZM262 50H261V51H262ZM18 51H19V50H18ZM59 51L64 53V54L62 53V54H63V56H62L63 59H61L60 56L58 57L59 59L56 58V57H57L56 55H58V53H60ZM75 51H76V50H75ZM83 51H84V50H83ZM95 51H96V50H95ZM113 51H112V52H113ZM132 51H133V50H132ZM161 51H162V50H161ZM225 51H226V50H225ZM240 51H241V50H240ZM240 51H239L240 54H238V55H243V54H241ZM67 52H68V53H67ZM81 52H82V51H81ZM91 52H92V51H91ZM96 52H97V51H96ZM96 52H95V53H96ZM114 52H113V53H114ZM117 52H116V53H117ZM122 52H119V53H122ZM124 52H126V49H125ZM124 52H123V53H124ZM153 52H154V50H153ZM186 52H187V51H186ZM192 52H193V51H192ZM205 52H206L207 54H204ZM228 52H229V51H228ZM231 52H233V51H231ZM231 52H229V53H231ZM245 52H246V51H245ZM254 52H256V51H254ZM254 52H252V54H255ZM262 52H263V51H262ZM85 53H86V52H85ZM102 53H104L105 58H106V56H108V54H105V53H108L107 50L104 51V52H102ZM109 53H111V52H109ZM116 53H115V54H116ZM126 53H127V52H126ZM137 53H138V52H137ZM160 53H161V52H160ZM171 53H172V52H171ZM171 53L169 52V54H168L169 56H168V55H165V56H168L167 58H169L170 55H171L172 58H171V60H170V61H171L170 63H172V59H173V62H174V58L177 59V57H176L174 54H171ZM194 53H195V52H194ZM214 53H215L216 55H215ZM221 53H222V52H221ZM223 53H224V51H223ZM234 53H235V52H234ZM236 53H237V52H236ZM243 53H244V52H243ZM260 53H261V52H260ZM263 53H264V52H263ZM263 53H262V54H263ZM16 54L19 55L18 58H17V55H16ZM71 54H72V52H71ZM97 54H98V53H97ZM164 54H163V55H164ZM192 54H193V53H192ZM192 54H191V56H193ZM213 54L215 55V57H214ZM224 54H225V53H224ZM249 54H250V52L248 53V56H247V57H249ZM252 54H251V55H252ZM258 54H259V53H258ZM74 55H75V54H74ZM91 55H92V54H91ZM98 55H99V54H98ZM110 55H111V54H110ZM113 55H114V54H113ZM117 55H118V54H117ZM125 55H126V54H125ZM132 55H133V53H132ZM136 55H137V54H136ZM182 55H183V54H182ZM232 55H233V54H231V56H232ZM238 55L236 54V56H238ZM256 55H257V52H256ZM256 55H255V56H256ZM263 55H264V54H263ZM55 56H56V57H55ZM68 56H69V54H68ZM71 56H72V55H71ZM71 56L69 57L70 62H68V63H72V62H73V59H74V58H73V59H70V58H72ZM78 56H79V55H78ZM81 56H82V54H81ZM83 56H84V55H83ZM93 56H94V54H93ZM120 56H121V55H120ZM126 56H128V55H126ZM188 56H189V55H188ZM188 56H187V59H189V63H192V64H188V65H190L189 68H190V69L192 68V69L190 70V69L188 68L187 70H190L189 72L194 71V70H196V71H194L193 74H191V75H193L192 77L189 76V75H186V74H188L189 72H187L186 74H185L186 71H185L184 73L182 72V71L185 70V67H186V66H183V68L180 69V70H181V71H180L178 67L181 68L182 66H179V65H178L179 63H178V62L181 63V62H184V61H182V59H181V58L179 59V57H178V59H179L180 61L176 60V61L173 63L174 65H176V62L178 61V62H177L178 67H177V65H176L175 68H174V65H172V67L174 68V69H173V73L171 72L172 70H169V71L171 72V74H174V76L176 75V76H175L176 78L173 76V77L177 80L176 82H175V79L172 78V79L174 80V81L172 80L174 84L176 83L177 86H178V85L180 84V83L178 84V82H179L180 80L185 79L186 76H187L188 78H186V82H185V84H187V79H189V77H190V78H193V80H192V81H189L187 85H194V84H192V82L195 83V85H199V87L197 86L199 90L196 91V89H195V91H196V92L201 91V92H203L204 94H206L207 91H208V89H207L206 87H209V86H211V85H212V86L214 85L213 87H215V85H217V88H220V87H221L220 89H222V91H220V92H224V91H223L224 88H225L226 86H228V87H226V89H227V88H228V89L231 88V89H230L231 91H229L228 89H227V90H228L229 93L231 92V94L234 96V99H232L233 101H231V99L229 98V97H231V98H233V97H232L231 94H227L228 92L225 91L224 94L219 93V95L221 94V95L219 96V95L217 94V92H216L217 90H216V91H213V90H211V87L209 88V89L211 90V92H210L211 95H210V97H209V96L207 97L208 101H207V99H206L205 97H202V98H205L206 101H203L202 99L199 98L200 95L202 96V93H201V92L199 93L200 95L197 96L198 98H196V99H197L198 101L201 100L203 103H204V102H206V103H210L209 101H212V100L214 101L215 98H216V100H218V101L215 100L216 102H215V103L213 102V105L216 106V105H218V104H221V105L224 106V104H226L225 106H227V104H228V106H227L228 109H227V107H226V109H227L228 111H229V108H230V110H231V106H237V107H232V110H233V111L230 112V113L233 112V113H232V114H233L232 116H235L234 114H236V113H238V115H240V113H242V114L246 113V112L243 113L242 110H241V112L239 113V111H240L239 109H240V106H241V105H242V106H246L247 108H249L250 111H252L251 109H254V111H256L257 108H258V110H259V111L257 110V111L259 112L258 114L261 115V116H259V118H262V114H263V119H264V86H263V82L261 83L262 79L264 78V77H262V75L264 76V74H263V73H264V72H263L264 70H263L262 72L258 73V75L261 74L259 77H260V78L262 77L261 79H260L259 77L257 78V80L260 79V82H259V83H261V84H259L258 81L256 80V77L258 76L257 73H255L256 75H255V74H251V71H252V73L255 72V70H254V72H253V69H252V68H254L255 65H257V64H255V65L253 64V66H252V63H254V62H252V63H251V62H244V63H245L244 65H247L248 63H250V66H248L249 64H248L247 66L251 68V69L249 68L251 71H249L248 68L246 69L247 66L245 67V66L241 65V66H243V67L245 68L244 70H246L247 73L250 72V75H247V74H245L244 71H242L243 68H242L241 66L239 67L240 64L238 63V65H237V62L241 59L240 57H239V58L236 57V59H239L238 61H236V59H235V60H233V59L228 60L229 58H233V57H235V56H234V55H233V57L229 56V58L227 59V56H228V55H225V56H224V59H221V60H222V61L225 60V57H226V60L228 61L227 64H226V60L224 61L225 63L221 62V60H220V61H219V60H214V62H215V61H218V62H216V63L214 64V65L218 66V68H219V69H218V72L220 71V73H221V71H225V70H223V68H224L223 66H225L226 69L228 68L227 72H225V73H228V75H229L230 77H228V79H227V78H225V79L223 78V79H224L225 81H227V82H228V80H229V82H228L227 84H226V82H225V85H226V86H224V85H222V83L224 84V82H222V81L219 82V85H218V83L216 84V82H217L216 80H217V79H214V77L220 75L219 73H217V74H216V73H213V71H215V70H216V72H217V67H216V66L213 65L214 67H213V66H210V67H209V64H208V67H209V68H208V67L206 68L207 63H204V62L202 61L203 64L200 62V63L202 64L201 66H199V67H195V66H193V65H194L193 62H194V61L196 62L197 59H196V60H195V58H194V59H190L191 56H190V58H188ZM219 56H221V57H219ZM245 56H246V54H245ZM252 56H253V55H252ZM258 56H259V55H257L256 58H258ZM260 56H261V55H260ZM260 56H259V58L264 57V56H261V57H260ZM89 57H90V56H89ZM89 57H88V59L90 60L91 58H89ZM99 57H101V56H99ZM123 57H124V56H123ZM130 57H131V56H130ZM163 57H164V56H163ZM173 57H174V58H173ZM183 57H184V56H182V58H183ZM242 57H244V55H243ZM250 57H251V56H250ZM250 57H249V59H250ZM253 57H254V56H253ZM51 58H52V57H51ZM51 58H50V59H51ZM76 58L78 59L79 57L76 56ZM84 58H85V57H84ZM86 58H87V57H86ZM96 58H97V57H96ZM108 58H109V57H108ZM115 58H116V57H115ZM121 58H122V57H121ZM128 58H129V57H127L126 59H128ZM167 58H166V59H167ZM209 58H210L211 60H210ZM251 58H252V57H251ZM254 58H255V57H254ZM254 58H253V59H254ZM50 59H49V60H50ZM77 59H75V60H77ZM80 59H81V58H80ZM80 59H79V61H80ZM94 59H95V57H94ZM97 59H98V58H97ZM97 59H96V60H97ZM99 59H100V58H99ZM164 59H165V58H164ZM243 59H244V58H243ZM245 59L247 60L246 57H245ZM245 59H244L243 61H246ZM249 59H248V60H249ZM253 59H251V60H253ZM52 60H53V59H52ZM60 60H59V61H60ZM71 60H72V62H71ZM81 60H83V58H82ZM119 60H120V58H119ZM124 60H125V59H124ZM168 60H169V59H168ZM168 60H167V61H168ZM191 60H192V62H190ZM193 60H194V61H193ZM248 60H247V61H248ZM254 60H255V63H256L257 59H254ZM262 60H264V58H263ZM262 60H261V61H262ZM79 61H77V62H78L77 64H75L76 61H74V62H75L74 64H75V65L80 64ZM85 61H86V60H85ZM90 61H91V60H90ZM90 61H88V63H89ZM92 61H93V60H92ZM94 61H95V60H94ZM98 61H100V60H97V62H98ZM112 61H113V60H112ZM230 61H231V62H230ZM234 61H235L234 66H230L229 63H231V65H233ZM240 61H241L240 63H242V60H240ZM17 62L19 63V65H18V64L16 65ZM50 62H51V61H50ZM61 62H59V66H60V67L62 66V63H61ZM64 62H65V63H64ZM64 62H63V64H66V61H65V60H64ZM80 62H81V61H80ZM97 62H96V63H97ZM113 62H114V61H113ZM115 62H116V61H115ZM125 62H127V61H125ZM195 62H194V63H195ZM219 62H220V63H219ZM258 62H260V60H258ZM258 62H257V63H258ZM52 63H53V62H52ZM60 63H61V65H60ZM99 63H100V62H99ZM128 63H129V62H127V65H128ZM131 63H132V62H131ZM162 63H163V62H162ZM197 63H198V62H197ZM200 63H199V65H200ZM212 63H213V62H212ZM221 63H222V65H223L222 68H220V67H221V66H220ZM261 63H264V61L261 62ZM54 64H55V63H54ZM72 64H73V63H72ZM92 64H93V63H92ZM158 64H159V63H158ZM158 64H157V65H158ZM182 64H183V63H182ZM217 64H219V65H217ZM224 64H225V65H224ZM259 64H260V63H259ZM55 65H56V64H55ZM82 65H83V64H82ZM88 65H89V64H88ZM88 65H87V66H88ZM101 65H102V64H101ZM107 65H108V64H107ZM115 65H116V64H115ZM164 65H165V64H164ZM167 65H168V64H167ZM167 65H166V66H167ZM180 65H181V64H180ZM204 65H205V66H204ZM211 65H212V64H211ZM226 65H227V67H226ZM236 65H237V67H236ZM51 66H52V65H51ZM53 66H54V65H53ZM59 66H56V69H57V67L59 68ZM63 66H64V65H63ZM72 66H74V65H72ZM110 66H111V65H110ZM125 66H126V65H125ZM162 66H163V65H162ZM170 66H171V65H170ZM202 66L205 67L206 69H205V68L203 69ZM219 66H220V67H219ZM229 66H230V67H229ZM257 66H258V65H257ZM68 67H69V66H68ZM74 67H75V66H74ZM74 67H73V68H74ZM103 67H104V66H103ZM133 67H134V66H133ZM172 67H171V69H172ZM200 67H201V68H200ZM212 67H213L215 70H214ZM231 67H235L236 70H235L234 68H231ZM238 67H239V70L237 71V68H238ZM63 68H64V67H63ZM69 68H70V67H69ZM69 68H68V69H69ZM84 68H85V67H84ZM84 68H82V69H84ZM104 68H105V67H104ZM155 68H156V67H155ZM177 68H178V71H180V72L183 73V74L181 73L182 75H181L180 72H178L177 70L175 71V69H177ZM194 68H195V69H194ZM199 68H200V69H203V70H200ZM210 68H211V70H209ZM230 68H231V69H230ZM256 68H257V67H256ZM258 68H259V67H258ZM59 69H60V68H59ZM61 69H62V68H61ZM61 69H60V70H61ZM64 69H65V68H64ZM68 69H66V70H68ZM76 69H77V66H76ZM79 69H80V67H79ZM79 69H78V70H79ZM168 69H170V68H168ZM197 69H198V70H197ZM254 69H255V68H254ZM18 70H20V71H18ZM71 70H72V69H71ZM229 70H231V71H229ZM258 70L261 71V69H258ZM258 70H256V71H258ZM4 71H6V72H4ZM62 71H65V70L62 69ZM80 71H81V70H80ZM82 71H83V70H82ZM120 71H121V70H120ZM120 71H119V72H120ZM162 71H163V70H162ZM166 71H167V70H166ZM239 71H240V72H244V73H242V74L240 73V74H239ZM248 71H249V72H248ZM2 72H4V73H2ZM77 72H78V71H77ZM110 72H111V71H110ZM174 72H175V73H174ZM176 72H177V74H176ZM210 72H211V76H212L213 74H216V76H214V77L212 76V77H213V78H212V81H213L212 83H214V84H211V83H210V85L207 86V81H208V79H209L207 76H208V74H210ZM229 72H230L231 74H230ZM236 72H238L239 76H233L234 73H236ZM7 73H9V75L11 74V76H8ZM55 73H56V71H55ZM68 73H69V72H68ZM73 73H74V72H72V74H73ZM79 73H81V72H78V75H79ZM84 73H85V72H84ZM113 73H114V72H113ZM212 73H213V74H212ZM222 73H223V72H222ZM222 73H221V77H218V78H220V79L222 78V76H223V74H224V73H223V74H222ZM2 74H5V76L2 75ZM61 74H63V73H61ZM61 74L59 73L58 75H61ZM66 74H67V73L65 72V74L62 75V76L67 78V75H66ZM69 74H70V73H69ZM123 74H124V73H123ZM168 74H169V73H168ZM179 74H180L181 76H180ZM232 74H233V75H232ZM243 74H245L246 76H244ZM12 75H13V76H12ZM53 75H54V76H53ZM53 75H52L53 77L57 76V74H53ZM70 75H71V74H70ZM73 75H75V73H74ZM102 75H103V74H102ZM137 75H138V73H137ZM139 75H140V74H139ZM228 75H227V76H228ZM241 75H242V76H241ZM252 75H254V76H252ZM6 76H8V77H6ZM20 76H21V77H20ZM62 76H61V77H62ZM75 76H76V75H75ZM95 76H97V74H96ZM227 76L224 75L223 77H227ZM232 76H233V78H232ZM250 76H251L252 78L249 80ZM1 77H2V78H1ZM5 77H6V78H5ZM12 77H13V78H12ZM14 77H16V78H14ZM61 77L59 76L58 78L61 79ZM70 77H71V76H70ZM136 77H137V76H136ZM139 77H140V76H139ZM181 77H182L183 79H182ZM235 77H238V78H237V79H238L237 81H239V80L242 81V83H240V81H239V83L242 84L243 90H242V87L239 88L241 85L237 88V86H238L239 84L235 82V79H234ZM239 77H240V78H239ZM244 77H248V78L244 79V80H245V81H244V80H242V78H244ZM3 78H5V79H3ZM20 78H23V80H24L25 83H24L23 81H22V82H23V83H22V82L20 81ZM125 78H126V77H125ZM178 78H179V79L181 78V79L178 81ZM253 78H255V80L257 81V83H258L259 86H263V89H262V87L257 86V87H258V91H259V90H260V91L262 90V91H261L262 93H261L260 91L258 92V91L256 90L257 88L255 89L254 85H256V84H253V83L256 82V81H254ZM14 79H15V80H14ZM45 79H46V78H45ZM52 79H53V78H52ZM56 79H57V78H56ZM64 79H65V78H64ZM64 79H63V80H64ZM70 79H71V78H70ZM210 79H211V78H210ZM220 79H219V80H220ZM226 79H227V80H226ZM230 79H231V82L234 81V82H232V83H234V84H233L234 86L230 83ZM36 80H37V81H36ZM65 80H66V79H65ZM73 80H74V79H73ZM189 80H191V79H189ZM247 80H248V82H247ZM252 80H253L254 82H252ZM18 81H20V82L22 83V85L24 84V85H23V89H24V86H25V90H24V91L21 90V91H23L22 95L20 94L21 91H20V92L18 91V90H20V89L22 88V86H20L21 83L18 82ZM39 81H40V80H39ZM137 81H140V80H137ZM184 81H185V80L182 81L183 84H184ZM215 81H216V82H215ZM41 82H42V81H41ZM64 82H65V81H64ZM73 82H74V81H73ZM180 82H181V81H180ZM182 82H181V84H182ZM246 82L248 83V85H247ZM250 82H252L251 85H253V86H251L252 88L250 87V88L248 89V87H249V83H250ZM38 83H40V82H38ZM189 83H191V84H189ZM229 83H230V84H229ZM235 83L238 84V85H236ZM8 84H10V83H8ZM19 84H20V85H19ZM43 84H44V83H43ZM137 84L139 85V84H141V83H137ZM174 84H173V85H174ZM183 84H182V85H183ZM244 84H246L245 86H246L247 88L244 87ZM12 85H14V84H12ZM26 85H30V87H28V86L26 87ZM39 85L41 86V84H38V85L36 86V88L32 87V88H34L33 90H37V89H39V88L42 89L43 86L37 88ZM66 85H67V84H66ZM73 85L75 86V84H73ZM73 85H72V86H73ZM173 85H172V86H173ZM202 85H204V87H205V86H206V87H205V88H202V87H203ZM220 85H222L224 88H223L222 86H220ZM230 85H231V86H230ZM68 86H69V85H68ZM115 86H116V85H115ZM200 86H201V89H202V90H200ZM229 86H230V87H229ZM20 87H21V88H20ZM59 87L62 88V86H59ZM235 87L237 88V90H239V93H238L239 95L243 94L244 92H247V93H244L243 95L238 96V94L236 93V92H238L237 90L235 91V94L233 93L234 90H235V89H234ZM70 88H71V86H70ZM75 88H76V87H75ZM174 88H175V87H174ZM174 88H173V89H174ZM191 88H192V87H191ZM195 88H196V87H195ZM215 88H216V87H215ZM245 88H246V89H245ZM259 88H261V89H259ZM26 89H27V90H26ZM40 89H39V91H40V93H41V90H40ZM68 89H69V87H68ZM193 89H194V88H193ZM204 89H206L205 92H204ZM226 89H225V90H226ZM233 89H234V90H233ZM247 89H248V90H247ZM28 90H30V91H28ZM33 90H32V91H33ZM42 90H46V89L44 88V89H42ZM52 90H53V89H52ZM59 90H60V89H59ZM69 90H70V89H69ZM175 90H176V89H175ZM179 90H180V89L178 88L177 91H179ZM184 90H185V88H184ZM186 90H187V89H186ZM190 90H192V89H190ZM245 90H247V91H245ZM25 91H28V92H27V93H24ZM39 91L37 90V92H39ZM72 91H74V90H72ZM155 91H156V90H155ZM192 91H193V90H192ZM195 91H194V92H195ZM212 91H213V92H212ZM242 91H243V92H242ZM2 92H0V95L2 96V94H3L2 97H6L5 95L8 94V92H7L6 94H5L4 92H3V93H2ZM17 92L21 95V97H20L19 94H17ZM30 92H31V94H29ZM35 92H36V91H35ZM58 92H59V91H58ZM60 92H61V91H60ZM81 92H82V91H81ZM172 92H173V91H172ZM179 92H180V91H179ZM187 92H189V91H187ZM208 92H209V91H208ZM71 93H72V92H71ZM79 93H80V91H79ZM83 93H84V92H83ZM192 93H193V92H192ZM212 93H215L216 95L214 96V94H212ZM27 94H28V95H27ZM41 94H42V93H41ZM44 94H45V95H46V94L48 95V93H44ZM164 94H165V93H164ZM177 94H179V93L177 92ZM177 94H176V95H177ZM180 94H181V93H180ZM184 94H185V93H184ZM188 94H189V93H187V94L185 95V98L188 96ZM204 94H203V96H205ZM226 94H227V95H226ZM9 95H10V94H9ZM9 95H7L6 98H8ZM38 95H40V94H38ZM47 95H46V96H47ZM50 95H51V94H50ZM50 95H49V97H51ZM52 95H53V94H52ZM75 95H76V94H75ZM78 95H79V94H78ZM80 95H81V94H80ZM102 95H103V93H102ZM110 95H111V94H110ZM112 95H113V94H112ZM171 95H172V94H171ZM174 95H175V93H174ZM174 95H173L172 97H173V98H176V97H174ZM182 95H183V92H182ZM189 95H190V94H189ZM212 95H213L214 98L211 97ZM217 95L219 96L218 98H217ZM223 95H224V96H223ZM225 95H226V96H225ZM228 95H229V96H228ZM43 96H44V95H43ZM43 96H42V97H43ZM46 96H45V97H46ZM83 96H84V95H83ZM100 96H101V95H100ZM103 96H104V95H103ZM163 96H164V95H163ZM178 96H179V95H178ZM190 96L192 97V94H191ZM190 96H188V97H189V100L192 99V98H190ZM193 96H194V94H193ZM227 96H228V98H229V102H230L231 104H230V103H227V101H228V100H226ZM236 96H237V97H236ZM188 97H187V98H188ZM9 98H10V97H9ZM18 98H17V99H18ZM37 98H38V97H37ZM43 98H44V97H43ZM43 98H42V99H43ZM46 98H47V97H46ZM46 98H45V99H46ZM103 98H104V97H103ZM120 98H121V97H120ZM140 98H141V97H140ZM179 98H181V99L183 100V97H182V96H181V97H178V99H179ZM222 98H223V99H222ZM1 99H3V98H1ZM11 99H13V98H11ZM14 99H15V98H14ZM22 99H20V100H22ZM45 99H44V100H45ZM53 99H54V97L52 98V100H53ZM117 99H118V98H117ZM176 99H177V98H176ZM205 99H204V100H205ZM221 99H222L224 102H222ZM235 99L237 100V102H235V101H236ZM3 100H4V99H3ZM18 100H19V99H18ZM18 100H17V102H18ZM20 100H19V101H20ZM35 100H36V99H35ZM48 100H49V99H48ZM48 100H47V101H48ZM77 100H78V99H77ZM79 100H80V99H79ZM104 100H105V99H104ZM138 100H139V99H138ZM140 100H141V99H140ZM172 100H173V99H172ZM187 100H188V99H187ZM189 100H188V101H189ZM225 100H226V101H225ZM234 100H235V101H234ZM1 101H2V100H1ZM1 101H0V102H1ZM5 101H6V100H4V102H5ZM14 101L16 102V100H14ZM14 101H13V102H12V101H9V102H10V103L12 102V104H14ZM25 101H26V100H25ZM27 101H28V100H27ZM118 101H119V100H118ZM122 101H123V100H122ZM132 101H133V100H132ZM132 101L130 100V102H132ZM143 101H144V100H143ZM174 101L177 103V101H176L175 99H174ZM174 101H172V103H174ZM179 101H180V100H179ZM198 101H197V103H198ZM220 101H221V103H219ZM4 102L2 101V104H4ZM123 102H125V100H124ZM123 102H122V103H123ZM126 102H127V100H126ZM128 102H129V101H128ZM138 102H140V101H138ZM141 102H142V100H141ZM144 102L147 103L148 101H146V99H145ZM190 102H191V101L188 102L189 106H190L191 104L194 103V102H193V103L190 104ZM202 102H201V104H203ZM217 102H218V104H217ZM225 102H226V103H225ZM232 102H233V105H232ZM234 102H235V103H234ZM5 103H6V102H5ZM18 103H19V102H18ZM27 103H29V102H27ZM35 103H36V102H35ZM37 103H38V102H37ZM117 103L119 104V102H117ZM178 103H179V102H178ZM178 103H177V104H178ZM186 103H187V102H186V99H185V104H186ZM199 103H200V102H199ZM236 103H239V105H240V104H241V105L239 106V105L236 104ZM19 104H20V103H19ZM19 104H18V105H19ZM21 104H22V103H21ZM23 104H24V103H23ZM30 104H31V103H30ZM38 104H39V103H38ZM38 104H35V105L38 106ZM108 104H109V103H107V105H108ZM133 104H135V103L133 102ZM139 104H140V103H139ZM142 104H143V102H142ZM142 104H141V106H142ZM147 104H148V103H147ZM201 104H200V106H201ZM204 104H205V103H204ZM215 104H216V105H215ZM229 104H230V105H229ZM235 104H236V105H235ZM16 105H17V104H16ZM31 105H32V104H31ZM35 105H34V106H35ZM135 105H137V103H136ZM205 105H206V104H205ZM211 105H212V103H211ZM213 105H212V108H211V109L218 108V106L215 107V108H213ZM20 106H21V105H20ZM32 106H33V105H32ZM32 106H31V107H32ZM37 106H35V108H36ZM113 106H114V105H113ZM125 106H126V105H125ZM125 106H124V107H125ZM157 106H158V105H157ZM174 106H177V105L175 104ZM185 106H186L185 108H187L188 105H185ZM194 106H195V105H193V107H194ZM198 106H199V104H198ZM200 106H199V107H200ZM229 106H230V107H229ZM242 106H241V108H242ZM21 107H22V106H21ZM27 107H28V106H27ZM38 107H39V106H38ZM38 107H37V108H38ZM104 107H105V106H104ZM116 107H117V106H116ZM133 107H134V105H133ZM136 107H138V106H136ZM152 107H153V106H152ZM183 107H184V106H183ZM199 107H198V108H199ZM202 107L204 108V106H202ZM202 107H201V108H202ZM24 108H25V105H24ZM37 108H36V109H37ZM117 108H118V107H117ZM126 108H128V106H127ZM134 108H135V107H134ZM134 108H133V109H134ZM140 108H141V107H140ZM140 108H139V109H140ZM157 108H158V107H157ZM191 108H192V107H191ZM195 108H197V107H195ZM205 108L207 109V105L205 106ZM205 108H204V109H205ZM208 108H209V105H208ZM243 108H245V107H243ZM243 108H242V109H243ZM259 108H260V109H259ZM103 109H104V108H103ZM133 109H131V110H133ZM135 109H136V108H135ZM211 109H210V110H211ZM218 109H219V108H218ZM218 109H215V110H217V112L220 113L219 111H221V110L223 111V109H225V107L221 108V110H219V111H218ZM142 110H143V109H142ZM196 110H197V109H196ZM199 110H200V108H199ZM245 110H246V108H245ZM245 110H243V111H245ZM247 110H248V109H247ZM249 110L247 111L248 114H249ZM37 111H41V110H38V109H37ZM133 111L135 112V110H133ZM133 111H132V112H133ZM136 111H137V109H136ZM193 111H194V110H193ZM206 111H207V110H205V112H206ZM211 111H212V110H211ZM211 111H210V112H211ZM222 111H221V114H222ZM224 111H226V110H224ZM254 111H253V112H254ZM257 111H256V113H257ZM34 112L36 113V110H35V109H34ZM205 112H204V113H205ZM210 112H209V109H208V111H207L206 113H208V115H209ZM260 112H262V114H261ZM40 113L42 114V111H41ZM190 113H191V111H190ZM194 113H195V112H194ZM206 113H205V114H206ZM211 113H212L213 115H212ZM211 113H210L211 116L209 115V116H210L209 118H212V116H214V114H216V111H215V113H214L213 111H212ZM218 113H217V115H215V116H216V117L218 116L219 119H222L223 117H221V116H220L221 114L219 115ZM224 113H225V112H224ZM226 113H227V112H226ZM226 113H225V114H226ZM37 114H38V113H37ZM41 114H40V115H41ZM197 114H198V112H197ZM201 114H202V113H201ZM252 114H253V113H252ZM42 115H43V114H42ZM44 115H46V114H44ZM193 115H194V114H193ZM193 115H192V116H193ZM236 115H237V114H236ZM238 115H237V117H236V116H235V117H232L233 119L235 118V120H237V119L239 118V119L237 120V123L234 122V123H235V125H234L235 127H234L232 130H231V128H232L233 125H232V126L230 125L231 128L228 127V128H230V131H229V132H230V136H229L228 134H227V135H228V137H231V140H233V139L235 138L236 135H238V134H243V130L245 131L246 129H250V128H251V130H252V127L254 128V131H256V130L261 131V130H262V127L264 126V120L259 119L257 116H255V114L253 115V116L255 117V120H253V119H252L253 116L251 117V115H250V118H249V119H250L251 121H250V120H247V119H243V117H244L245 115H244L243 117H242V115H240V116L242 117V119H240V116L238 117ZM190 116H191V115H190ZM203 116H205V115H203ZM203 116H202V119H203ZM224 116H225V115H224ZM230 116H231V114H230ZM230 116L228 115L227 119H226L225 117H224V119L228 120V119L230 118ZM248 116H249V115H248ZM196 117H197V116H196ZM216 117H215L214 120H211V119H210V120L212 121V123H213V121L216 122V123L219 122V121H218L219 119H217L218 117H217V118H216ZM207 118H208V117H207ZM213 118H214V117H213ZM194 119H195V116H194ZM216 119H217V121H215ZM224 119H223V121L226 122V120H224ZM230 119H231V118H230ZM230 119H229V120H230ZM256 119H257V120H256ZM190 121H191V119H190ZM195 121H196V120H195ZM207 121H208L207 123H209V120H207ZM220 121H221V120H220ZM223 121L221 122V124H223V126H221L222 128H223L225 125L230 124V123H228V122H227L228 124H224ZM197 122H198V119H197V121H196L195 123L198 124ZM216 123H215V124H216ZM210 124H211V122H210ZM210 124H209V125H210ZM231 124H232V122H231ZM258 124H260L261 126L258 125ZM211 125L213 126V124H211ZM211 125H210V126H211ZM217 125L219 126L218 123H217ZM217 125H214V126L217 127ZM194 126H195V125H194ZM194 126L192 127L193 129H194ZM196 126H198V125H196ZM259 126H260V127H259ZM216 127H215V128H216ZM221 127H219V128H221ZM257 127H258V128H257ZM208 128H209V126H208ZM222 128H221V129H222ZM224 128H225V127H224ZM228 128H227V130H229ZM256 128H257V129H256ZM210 129H213V128L210 127ZM216 129H217V128H216ZM216 129H215L214 131H216ZM225 129H226V128H225ZM255 129H256V130H255ZM197 130H198V127H197ZM203 130H205V129H203ZM227 130H226V131H227ZM251 130H247V131H245V133L247 134L248 131L251 132ZM207 131H209V130H207ZM219 131H220L219 136H222L221 133H222L223 129H222V130L219 129L218 132H219ZM252 131H253V130H252ZM254 131H253V132H254ZM250 132H249L248 134H250ZM253 132H251L252 134H250V136L247 135V136H249V137H251V135H256V136H257V138H253V141L250 140L253 136H252L251 138H249V140L251 141V144H253V142L255 141V142L258 143L259 145H263V146H264V144H263L264 142H262V141L264 140V136L261 137V135H264V128H263L262 132H260V133L256 131L257 134H256L255 132H254V134H253ZM211 133H213V132H211ZM245 133H244V135H246ZM258 133H259V134H258ZM222 134H224V133H222ZM213 135H216V134L214 133ZM217 135H218V133H217ZM224 136H225V135H223V138H222L221 140H223L224 143H225V141H226V143H227V141H228L227 138H228V137L225 138ZM207 137H208V136H207ZM209 137H210V136H209ZM237 137H238V136H236V138H237ZM258 137H261V138H263V139H260V138H258ZM219 138H220V137H219ZM219 138H218V136H217V139L219 140V145H220L221 142H220V139H219ZM224 138H225V139H224ZM236 138L233 140L234 142H235V140H238V138H237V139H236ZM243 138H244V137H243ZM217 139L215 140V142H216V141L218 142ZM231 140L228 141V142L232 143ZM204 141H205V140H204ZM204 141H203V142H204ZM200 142H201V141H200ZM217 142H216V143L213 142L214 145H215V144L217 145ZM234 142H233V143H234ZM239 142H240V140H239L238 143H236V144H238L239 146H241V147H239V146H238V147L241 148L242 151H243V148H245V150L243 151V152H245V153H243V154H246V150L249 151L248 148H247L246 146H249V147H250V145H247L246 143H244L243 141H241V142H243L244 144H246V146L243 145L244 147L242 148V145H240L241 143H239ZM255 142H254V143H255ZM224 143H223V144H224ZM226 143H225V144H226ZM225 144L222 145V146L225 147ZM258 144H256V146H257ZM228 145H229V143H228ZM253 145H254V144H253ZM197 146H198V145H197ZM230 146H232V145H229L228 147H230ZM235 146H236V145H235ZM192 147H193V145H192ZM254 147H255V146H254ZM190 148H191V147H190ZM195 148H196V147H195ZM195 148H192V149L195 150ZM200 148H201V146H200ZM226 148H227V145H226ZM230 148L233 149V146L230 147ZM235 148H236V147H234V151H235V152H238L239 149L236 148V149L238 150V151H237V150H235ZM246 148H247V149H246ZM252 148H253V147H252ZM255 148L257 149V148H259V147L257 146V147H255ZM227 149H229V148H227ZM232 149H231V150H232ZM249 149H250V148H249ZM198 150H199V149H198ZM258 150H259V149H258ZM258 150H256V151H258ZM191 151H192V150H191ZM226 151H227V150H226ZM229 151H230V149H229ZM229 151H227V153H228ZM234 151H233V152H234ZM242 151H241V152H242ZM256 151H255V152H256ZM259 151H260V150H259ZM231 152H232V151H231ZM253 152H254V151H253ZM238 153H239V152H238ZM250 153L252 154V152H250ZM257 153H258V155H259L260 153L263 154V153H264V148H263V150H262L261 152H257ZM192 154H193V151H192ZM225 154H226V152L224 153V155H225ZM229 154H230V153H229ZM240 154H241V153H240ZM248 154H249V153H247V155H248ZM253 154H255V153H253ZM261 154H260V155H261ZM234 155H235V153H234L232 156L234 157ZM237 155H239V154H236V156H237ZM263 155H264V154H263ZM242 156L244 157V155H242ZM249 156H250V155H249ZM224 157H225V156H224ZM238 157H239V156H238ZM238 157H236L235 159H237ZM245 157H246V155H245ZM253 157H254V155H253ZM263 157H264V156H263ZM196 158H197V157H196ZM227 158H228V157H227ZM248 158H249V157H248ZM251 158H252V155H251L250 159H251ZM239 159H240V158H239ZM239 159H237V160H239ZM251 160H252V159H251ZM254 160H255V161L257 162V164H258V160H256V159H254ZM254 160H253V162L255 163ZM259 160H260V159H259ZM227 161H228V160H227ZM242 161H244V160H242ZM245 161H246V158H245ZM247 161H248V160H247ZM261 161H262V159H261ZM261 161H260V162H261ZM253 162H252V163H253ZM261 163L264 164V162H261ZM261 163H260V165L257 166V167H260V166H261ZM240 164H241V160H240ZM257 164H256V165H257ZM244 165H245V163H244ZM244 165H243V166H244ZM251 165H252V164H251ZM256 165H255V166H256ZM246 166H248V165H246ZM253 166H254V164H253L251 167H253ZM262 166H263V165H262ZM248 167H249V166H248ZM248 167H247L245 170H247ZM263 167H264V166H263ZM263 167H262V168H263ZM206 168H207V167H206ZM216 169H217V168H216ZM242 169H243V168H242ZM252 169H253V168H252ZM256 169H258V168H256ZM248 170H250V169H248ZM213 172H214V171H213ZM251 172H252V171H251ZM253 173H256V172H253ZM261 173H262V172H261ZM261 173H259V174H261ZM263 173H264V172H263ZM240 174H241V173H240ZM248 174H249V172H248ZM256 174H257V173H256ZM258 176H259V175H258ZM250 177L252 178L253 175H251ZM261 177H262L261 179H263V178H264V174L261 175ZM241 178L243 179L244 177H241ZM246 178H247V177H246ZM246 178H245V179H246ZM253 178H255V176H254ZM242 179H241V180H242ZM249 179H250V178H249ZM241 180H239L240 183H241ZM256 180H257V179H256ZM262 181L264 182V179L261 180L259 183H262ZM247 182H248V180H247ZM250 182H251V183L254 182L253 179H252V180L250 179ZM237 183H238V182H237ZM240 183H239V184H240ZM244 183H246V181H244ZM243 185H244V184H243ZM246 185H247V183H246ZM252 185H253V184H252ZM260 185H261V184H260ZM262 185H263V184H262ZM249 186H251V185H249ZM253 186H254V185H253ZM258 186H259V184H257V187H258ZM237 187H238V186H237ZM245 187H246V186H245ZM228 188H229V187H228ZM241 188H243V187L241 186ZM252 188H254V187H252ZM260 188H261V186H260ZM262 188H263V187H262ZM238 190H239V189H238ZM251 190H252V189H251ZM96 214H98V213H96ZM96 214H95V215H96ZM101 215H102V212H101ZM115 216H116V215H115ZM98 217H99V216H98ZM98 217H97V218H98ZM116 218H117V217H116ZM116 218L114 217V220H115ZM111 219H112V218H111ZM101 220H102V218H101ZM104 220H105V219H104ZM107 220H108V219H107ZM112 220H113V219H112ZM116 220H117V219H116ZM116 220H115V221H116ZM102 221H103V220H102ZM110 221H111V220H110ZM117 221L119 222V219H118ZM117 221H116V222H117ZM112 222H113V221H112ZM121 224H122V223H120V225H121ZM115 225H116V224H115ZM98 226H99V225H98ZM98 226H97V227H98ZM125 226H126V225H124L123 227H125ZM102 227L105 228V227H107V226H106V224H105V226H102ZM117 227H118V225H117ZM99 228H100L99 232L104 230V228H102V230H101V227H99ZM99 228H98V229H99ZM108 228H109V227H108ZM112 228H114V227H111V230H112ZM119 228H120V226H119ZM126 228H127V227H126ZM95 229H96V228H94V232L98 233V231H97L98 229H97V230H95ZM116 230H118V229H116ZM121 230H122V229H121ZM121 230H120V231H121ZM106 231H107V230H106ZM113 231H114V229H113ZM120 231H118V232H120ZM116 232H117V231H116ZM118 232H117V233H118ZM121 232H122V231H121ZM96 233H95V235H96ZM105 233H106V232L103 233V234H104L103 237L105 236ZM110 233H111V231H110ZM110 233H109V232L106 233L107 236L109 235L108 238H107L108 240H109V237L111 236ZM126 233H127V232H126ZM118 234H119V233H118ZM93 235H94V234H93ZM56 236H57V235H56ZM91 236H92V235H91ZM113 236H115V237H119V235H117V236H116V235H113ZM113 236H112V237H113ZM103 237H101V238H103ZM105 237H106V236H105ZM121 237H122V236H121ZM55 238H56V237H55ZM62 238H64V237H62ZM101 238H100V239H101ZM113 238H114V237H113ZM49 239H50V238H49ZM49 239H48V238L45 239V238H43V237H39V238H37V239H29V238L27 237L26 233H24L23 231H20V232H19L18 237H14V236L7 235L5 238H0V262L3 263V264H12V262H10V257H9V254L12 253V254H14V257L17 259V261L15 260L16 263L19 262L18 264H27V263H28V260H26V257H27V259H29V258H28L29 255L27 254L28 252L31 253V254H33V255L46 254L47 251H41V250L39 251V250H36V249H35V250H32V249H33V247H34V248H35V247H41V248H43V249H44V248L46 249L47 244H48V243H47V240H49ZM53 239H54V236H53ZM94 239H95V237H94ZM96 239H97V238H96ZM98 239H99V238H98ZM103 239H105V238H103ZM107 239H106V240H107ZM114 239H117V238H114ZM55 240H56V239H55ZM108 240H107V241H108ZM112 240H113V239H112ZM141 240H142V239H141ZM50 241H51V244H53L54 241H53V240H49V242H50ZM57 241H58V240H57ZM60 241H61V240H60ZM90 241H91V240H90ZM103 241H104V240H103ZM107 241H104L103 244H105V242L107 243ZM126 241H127V240H126ZM126 241H125V242H126ZM55 242H56V241H55ZM97 242L99 243L100 240L97 241ZM66 243H67V242H66ZM139 243H140V242H139ZM141 243L143 244V242H141ZM144 243H145V242H144ZM51 244H50V247H52ZM99 244H100V243H99ZM103 244H102V245H103ZM126 244H128V242H127ZM126 244H125V245H126ZM142 244H141V245H142ZM154 244H155V243H154ZM154 244H152V245L154 246ZM56 245H57V244H56ZM56 245H54V246L56 247ZM96 245H98V244H96ZM102 245H101V246H102ZM105 245H106V244H105ZM145 245H146V244H145ZM76 246H77V245H76ZM98 246H99V245H98ZM121 246L124 247V244L121 245ZM153 246H152V248H153ZM50 247H49V245H48V252H49V248H50ZM99 247H100V246H99ZM102 247H104V245H103ZM102 247H101V248H102ZM115 247H116V246H115ZM119 247H120V246H119ZM143 247H144V246H143ZM145 247H146V248H149L150 246H148V247L145 246ZM31 248H32V249H31ZM52 248H53V247H52ZM52 248H50V249H52ZM58 248H60V247H58ZM58 248H57V249H58ZM77 248H78V247H77ZM104 248H105V247H104ZM150 248H151V247H150ZM55 249H56V248H55ZM142 249H145V248H142ZM153 249H154V248H153ZM73 250H74V249H73ZM73 250H72V251H73ZM112 250H113V248H112ZM127 250H128V249H126V251H127ZM145 250H146V249H145ZM149 250H150V249H149ZM149 250H148V251H149ZM155 250H156V249H154V252H155ZM55 251H56V250H55ZM62 251H63V250H62ZM65 251H66V250H65ZM120 251H121V249H120ZM143 251H144V250H143ZM53 252H54V251H53ZM59 252H61V250H60ZM63 252H64V251H63ZM63 252H62V254H63ZM117 252H118V251H117ZM151 252H152V251H151ZM154 252H152V253H153L152 256H154ZM50 253H51V252H50ZM65 253H66V252H65ZM81 253H82V252H81ZM87 253H88V252H87ZM112 253H113V252H112ZM112 253H111V254H112ZM118 253H120V252H118ZM122 253H123V252H122ZM124 253H125V252H124ZM128 253H129V252H128ZM146 253H148V252L146 251ZM55 254H56V253H55ZM88 254H89V253H88ZM101 254L103 255V252H102ZM120 254H121V253H120ZM150 254H151V253H150ZM25 255H27V256H25ZM67 255H68V250H67ZM67 255H61V256H59V259L61 258L60 260H65V261H66L67 258H69L70 256H72V255L69 254L70 256L68 257ZM102 255H101V256H102ZM124 255H125V254H124ZM148 255H149V254H147V257H148V260H147V261H149V263H150L149 258H151L152 256L150 255L151 257H149ZM43 256H44V255H43ZM50 256H51V255H50ZM66 256H67V257H66ZM90 256H91V255H90ZM106 256H107V255H106ZM157 256H158V255H157ZM29 257H34V256H29ZM77 257H78V256H77ZM77 257H76V258H77ZM107 257H108V256H107ZM115 257H116V254H115ZM154 257H155V256H154ZM36 258H37V257H36ZM43 258H44V257H43ZM51 258H52V257H51ZM102 258H103V257H102ZM156 258H157V257H156ZM30 259H32V258H30ZM33 259H34V258H33ZM33 259H32V260H33ZM69 259H70V258H69ZM78 259H80V261H81V258H80V257H79ZM78 259H77V260H78ZM82 259H83V258H82ZM106 259H107V258H106ZM106 259H105V260L102 259V260H103L102 264L104 263V261H107ZM146 259H147V258H146ZM157 259H158V258H157ZM35 260H36V259H34L33 261L35 262ZM72 260H73L72 262H75L76 259L74 260V259H73V256H72ZM110 260H111V259H110ZM42 261H43V260H42ZM80 261H78V262L76 261V262L79 264ZM82 261H84V260H82ZM82 261H81V262H82ZM108 261H109V260H108ZM118 261H119V260H118ZM45 262H46V261H45ZM52 262H54V261H52ZM52 262H50V263H48V264H51ZM86 262H87V261H86ZM89 262H90V261H89ZM100 262H101V261H100ZM110 262H111V261H110ZM114 262H115V264H116L117 260L114 259ZM152 262H155V261L152 260ZM31 263H32V262H31ZM36 263H37V262H36ZM147 263H148V262H147ZM34 264H35V263H34ZM37 264H39V263H37ZM52 264H53V263H52ZM71 264H74V263H71ZM82 264H83V263H82ZM89 264H90V263H89ZM106 264H107V263H106ZM111 264H112V262H111ZM117 264H118V263H117ZM152 264H153V263H152Z\"/></svg>",
    "mask_w": 264,
    "mask_h": 264
}]
</instances>
